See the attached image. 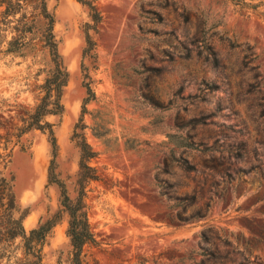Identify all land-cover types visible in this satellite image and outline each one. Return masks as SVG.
Instances as JSON below:
<instances>
[{
    "label": "rangeland",
    "instance_id": "1",
    "mask_svg": "<svg viewBox=\"0 0 264 264\" xmlns=\"http://www.w3.org/2000/svg\"><path fill=\"white\" fill-rule=\"evenodd\" d=\"M263 1L95 0V23L79 0H46L68 80L60 112L42 119L50 126L31 128L17 142L53 68L43 19L22 54L4 53L0 43V134L15 142L5 171L27 211L26 232L60 209L51 166L76 195L85 142L96 152L88 163L97 178L85 186L95 241L84 245L83 264H165L160 252L181 239L193 245L207 225L240 242L249 238L264 260V105H256L264 83L246 93L252 72L245 63L252 46L264 74ZM172 155L186 156L194 169L170 167ZM206 204L205 217L180 221ZM67 222L61 213L41 264H70Z\"/></svg>",
    "mask_w": 264,
    "mask_h": 264
},
{
    "label": "trees",
    "instance_id": "2",
    "mask_svg": "<svg viewBox=\"0 0 264 264\" xmlns=\"http://www.w3.org/2000/svg\"><path fill=\"white\" fill-rule=\"evenodd\" d=\"M79 1L88 7L92 21L99 22L101 16L95 9V0ZM240 3L246 4L245 2ZM262 4L264 5V1ZM40 19H43L41 40L51 52L53 68L42 85L44 94L39 98V102L33 111L27 113L26 117L22 119L23 125L17 128L15 142L31 128L43 130L50 126L42 119L45 115L58 113L62 109L60 97L62 88L67 83L68 73L56 50L52 33L53 18L47 9L46 0H34L33 4H28L25 0H0V43H5V49L2 50L4 53L22 54L29 46L32 39L31 35L37 28ZM7 33H10L9 39H7ZM86 42L88 46L93 45L88 34L86 35ZM246 53L247 70L252 72V82L249 83L246 93H257L261 91V85L264 83V74L260 70V63L255 62L258 55L254 53L253 47L247 46ZM212 63L213 65L218 64L215 52H212ZM256 105L263 106L264 101H257ZM50 135L51 145L55 151L56 141L51 130ZM15 142L11 144L9 133L0 134V144L3 143L2 148L4 150L3 153H0L2 166L0 168V264H41L42 247L51 230L60 222L61 213H66L68 216L66 234L71 246L70 264H83L82 251L84 245L95 241L87 217L85 186L89 180L97 178L94 167L88 163L96 155V152L91 150L87 143L80 144V170L76 180V195L73 198L68 194L64 182L57 177L53 166L50 167L48 182L56 184L59 188L60 209L26 232L22 222L27 211L21 210L14 192V179L10 173L5 171ZM187 145L190 146L191 144H178L176 146ZM166 164L170 167H177L183 172L194 169L188 158L182 155L178 158L172 155ZM174 199L184 200L180 197ZM188 201L189 205L194 204L195 196L191 195ZM207 211L208 204L199 206L189 216L183 218L179 216V219L186 222L203 218ZM196 237L195 243L191 246L184 245L185 239L174 241L170 252H160L158 258H164L165 264H264V260L250 250L249 238L240 242L222 227L207 225L196 233ZM17 240L19 241L16 242Z\"/></svg>",
    "mask_w": 264,
    "mask_h": 264
}]
</instances>
